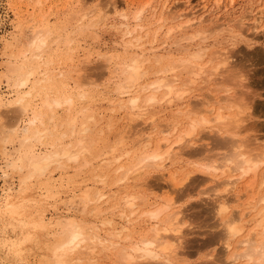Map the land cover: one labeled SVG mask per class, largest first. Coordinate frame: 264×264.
<instances>
[{"label":"bare ground","instance_id":"6f19581e","mask_svg":"<svg viewBox=\"0 0 264 264\" xmlns=\"http://www.w3.org/2000/svg\"><path fill=\"white\" fill-rule=\"evenodd\" d=\"M11 1L15 31L12 39L0 38V115L8 108L13 119L5 128L0 122V151L6 155L0 164V178L6 180L0 189V244L7 251L0 255L2 264L7 260L24 262L35 248L49 252L45 264H102L110 260L114 264H186L181 249L188 225L180 200L194 169H187L191 162L181 166L183 169L171 167L188 155L202 156L193 163L202 166L198 169L204 172V179L214 182L208 189L212 192L203 193L213 198V214L221 227L216 238L227 264H264V140L245 133L253 127L249 123L252 107L234 87L243 84L245 77L230 74L234 53L213 52L206 58V48L192 44L196 37L205 41L224 26L208 25L187 35L181 33L197 19L198 8L191 0L183 1L188 6L187 15L176 13L165 0L154 25L129 29L122 22L126 25L120 38L122 52L116 48L100 55L108 80H115L112 95L106 99L108 109L122 112L127 119V125L111 137L113 116H105L106 127L104 122L100 126L102 110L98 113L94 106L100 96L98 87L84 70L92 53L83 56L84 49L79 48V37L97 27L105 12L95 11V7L80 9L78 5L84 0H75L76 4L65 0V5L73 7L61 8L65 17L60 15L51 23L52 8L40 16L33 10L38 7L42 12L48 0H29L31 12L29 8L21 11L23 0L16 5ZM150 2L136 11L135 19H142ZM202 2L200 8L208 10L207 1ZM118 8L114 2L111 9ZM221 8V0H217L210 11ZM121 16L127 19L126 14ZM188 16L193 17L181 20L178 26H167V19ZM23 23L28 25L22 29ZM151 27L152 34L141 33ZM226 27L230 31L227 41L233 47L245 40L241 31ZM48 31L51 36L41 39L39 34ZM29 41L36 51L34 56L27 51ZM159 41L161 44L155 45ZM164 44L170 47L166 49ZM198 87L215 93L208 92L192 105L186 97ZM173 105L177 109L160 124L159 118ZM157 126L166 135L154 139L147 131ZM219 136L217 144L222 152L215 149L217 153L211 158L208 144L198 142ZM8 145L10 153L6 152ZM71 168L77 175L81 170L90 171L93 184L74 195L71 209L80 216H66L60 229L48 237L45 216L52 200L60 195L55 181ZM154 170L163 171L160 175L171 194L155 195L151 201V194L142 188L149 186L145 175ZM13 173H19L17 183L10 180ZM240 185L243 188L238 191ZM232 190L231 197L227 196ZM115 217L123 223L118 225ZM10 232L16 237L9 236Z\"/></svg>","mask_w":264,"mask_h":264},{"label":"rangeland","instance_id":"374dc122","mask_svg":"<svg viewBox=\"0 0 264 264\" xmlns=\"http://www.w3.org/2000/svg\"><path fill=\"white\" fill-rule=\"evenodd\" d=\"M150 5L146 9L145 14L143 15L142 19L137 20L134 18L135 13L138 9L142 8L147 0H84L82 6L78 5L80 8H92L95 7V11H104L105 12V19L94 28H91L88 32L83 33V36L81 37L80 34L77 35L79 37V42L81 46L79 48L84 49V51L81 52L83 56L85 54L92 53L91 61L85 62V74H88L89 78L91 77L92 83L95 85L97 84L96 92L99 93V97L97 99L95 109H97L98 113L102 115V118H100L102 121L100 123V126L103 127L106 121L108 119L106 118L110 114L113 116V121L115 126L111 129L109 128L110 136L113 137V133L116 132V129L118 128H124L127 125V119L123 116V113L120 111H111L109 101L107 102L106 99L111 97L113 92V88L115 86V80L110 81L108 80V71L104 67V61L100 55L106 54L109 51L118 50L120 53L122 52V46L120 44L123 32L126 30V25L122 24V22H125L129 25V29H132L134 27H138L139 25H146L150 26L149 23H152L154 25L155 19L158 17L159 9L161 8V5H163V2L165 0H150ZM184 0H169V4L171 7H174V11L176 13H185L187 15L188 13V6L187 3L183 2ZM192 4L197 6L198 11L196 12V17L198 20H205V22L199 24L196 23L197 19L195 20L194 24L190 28H185L182 30L181 33L184 34H190L191 32H194L198 29L203 28V26L208 25L212 27L213 25L220 24L221 26H224L226 29L228 27H232L233 31L240 32L246 36L245 40H240L242 42H238L235 47H233L228 42V36L230 34V31H227L222 27L219 31L213 32L208 39L205 41L200 39L199 37H196L192 44L197 45L201 44L203 47L206 48V58H208L213 52L217 53H226L227 51L234 53V66L231 70V75H237L241 77L243 80L241 81L243 84L240 86H234L236 84L232 81L231 85L235 87V90L238 91V93L243 92L245 99L250 103L251 105V113L252 117L250 118V125L253 124V127L248 130L245 133H248L249 135L257 134L262 137L264 140V10L261 9L264 8V0H221V10L218 12L211 13L210 9L213 10V6L215 5V2L217 0H204L205 3L207 1L208 10L205 8H200L201 5L204 3L203 0H191ZM13 5H16V2H19L18 0H12ZM77 1L72 0L71 3L76 4ZM114 2H117L119 4V8L117 10H113L112 5ZM33 3V2H32ZM62 3H64V8L61 7ZM46 5L43 6L42 12L37 11L38 7L36 9H33L31 6V2L29 0H23L21 2V11H26V8H29L30 12L32 9L35 11V16H40L41 14H44L45 11L48 12L50 8L51 14L49 15L48 19L51 21V23H54L59 20L60 15H62V10L65 9V6H72L65 5V0H48ZM225 5H228V7L225 8ZM73 7V6H72ZM78 7L76 9H78ZM80 8V9H81ZM82 8V9H83ZM225 8V9H224ZM24 9V10H23ZM224 9V10H223ZM79 10V9H78ZM61 11V12H60ZM74 11V10H73ZM72 11V12H73ZM156 11L157 14L153 15V12ZM230 11V12H229ZM68 13H71L68 12ZM126 14L127 19H123L121 14ZM59 16V17H58ZM262 16V19L260 21H255L256 19H259ZM58 17V19H57ZM193 16H188L187 18H178L176 20L173 19H167V26L174 27L178 26L179 23H181V20L186 21L189 18ZM212 17V18H210ZM203 18V19H202ZM212 20H210V19ZM241 20V21H240ZM239 21V23L237 22ZM17 22L14 16L13 8L11 7L9 0H0V38L2 37H8V39L11 38V33H14L15 26ZM227 24V25H226ZM241 24V25H240ZM19 25V24H18ZM28 23L21 24V28H25ZM157 26V25H156ZM153 33V27L144 29L141 33ZM139 32V29L137 30V33ZM88 33V34H87ZM165 33V32H164ZM164 33L162 36H164ZM17 34V33H16ZM98 36L97 39H95V35ZM90 35V36H89ZM179 35V34H178ZM227 37V38H226ZM162 38V37H161ZM165 38V37H163ZM249 39H253L250 40ZM163 40V39H161ZM119 42V44H118ZM155 44V45H160ZM169 44V43H168ZM164 44L165 48L170 47V45ZM117 45V46H116ZM163 46V45H161ZM1 47V43H0ZM115 47V48H114ZM162 48V47H161ZM167 49V48H166ZM2 57H0V62L3 63ZM79 63V62H76ZM1 64V63H0ZM235 71V72H234ZM101 74H104V77H102ZM86 76V75H85ZM86 76V77H87ZM233 78V76H230ZM240 78V80H241ZM97 81V82H96ZM231 81V80H230ZM236 81V80H235ZM96 82V83H95ZM238 85V83H237ZM89 86V85H88ZM92 89L95 88L92 84H90ZM90 86L88 88H90ZM218 87V86H217ZM217 87H215V91L217 92ZM199 88V87H198ZM196 88L194 91L188 93L186 100L189 101L191 104L196 103L197 101L201 100L208 94L209 91H207L206 87L203 88ZM6 87H4V90ZM98 89H101L98 91ZM102 91V93H100ZM211 93V94H210ZM215 93V92H214ZM212 91L209 92L210 95L214 94ZM102 95V96H101ZM104 95V96H103ZM107 102V103H106ZM192 104V105H193ZM109 106V107H108ZM109 108V109H108ZM177 109L176 105L171 106L169 109H166L165 114H162V116L159 118L160 124H165L168 121V118L171 110ZM8 108L3 109V113L0 115V122L4 124V128L8 125H12L11 121L13 122V119H11V109L9 111ZM102 110V111H100ZM100 111V112H99ZM106 116V117H105ZM104 122V124L102 123ZM141 122V121H140ZM107 123V122H106ZM135 124L139 123V121H135ZM184 126V122L182 127ZM106 127V124L104 128ZM9 128V127H8ZM162 129L161 126H157L155 129H148V134L152 136L154 139H158L166 134L161 133L160 130ZM107 130V129H105ZM260 131V132H259ZM92 136L94 137V130L92 131ZM177 133V132H176ZM106 134V133H105ZM104 135V133L102 134ZM175 137V136H174ZM174 137H172L174 139ZM222 136H219L214 140L209 141H201L198 142L201 144H208V147L211 148V151L209 153V156L211 158L215 157V153L221 151V147L218 143V140ZM214 142V143H213ZM97 145V143H95ZM101 145V144H99ZM198 147V146H197ZM213 149V151H212ZM217 149V150H215ZM12 150L11 145L7 146L6 152L10 153ZM222 152V151H221ZM192 156V157H191ZM199 156V157H198ZM6 155L3 154L0 151V164H3L5 162ZM202 158L201 155H188L183 157L182 163H179L178 165L171 167V170H176L177 168H182L181 166L187 165L191 162V165L187 169H194L193 173L191 174L190 178L187 180V184L185 188L187 189L186 194L183 195L182 199L180 200V204L183 207L184 211V220L187 222V227L185 228L184 232L187 233V235L184 238V249L183 250V257L185 258L186 264H227V256L225 253H223V248L220 243L217 242L216 236H218L219 232L221 231V227L219 226L218 217L215 216L214 213V206H213V198H210L206 196L203 192L207 191L211 186L214 185V182L212 180L204 179L205 174L202 170L198 168H202L200 164H194L193 162H197ZM210 158V159H211ZM189 161V162H188ZM185 164H184V163ZM176 168V169H174ZM185 168V167H184ZM183 169V168H182ZM160 170H154L149 171L145 176L146 180L149 183V186L142 188V191H144L147 195L149 193L151 194V201L155 200V195H168L171 194V190L166 186V179H163L160 175ZM56 178L58 177V173H56ZM169 174H167L165 177H168ZM12 181L18 182L19 173H13L12 174ZM93 176L90 171L88 170H81V173L77 175L73 168L64 171V174L61 176V178L58 181H55L57 185L56 191L60 194L56 200H52V206L50 205V210L46 213V220L49 224V227L46 230V236L51 237L53 233L57 232L60 229V225L65 220L66 216H73L72 214L76 215L77 217L80 216L79 212L75 211L73 208L71 209V204L75 201V194H79L80 191H78L81 188L86 189L87 186H91L93 184ZM9 180V181H10ZM169 180V179H167ZM4 181H6L3 178H0V189L3 186ZM77 186V187H76ZM99 186H101L99 184ZM76 187V188H75ZM94 187V186H92ZM161 187L163 189H161ZM239 190H242V186H239ZM221 188V187H220ZM94 191V189H92ZM209 191V190H208ZM232 190L227 194V196L233 194ZM77 192V193H76ZM212 192V191H209ZM231 193V194H230ZM230 200V199H229ZM117 216V215H116ZM186 218V219H185ZM116 223L120 225L123 223L121 221L120 217H115ZM121 221V223H120ZM147 227V225H144L143 227ZM145 227V228H146ZM2 233L0 232V241ZM7 235V234H6ZM9 236L16 237V234L13 232H10ZM216 238V239H215ZM214 239V240H212ZM5 248L0 244V255L4 256L6 254ZM212 254V257H208L207 254ZM49 259V252L46 249H38L35 248L31 253L27 255L26 261L24 262H14L7 260L5 261V264H45ZM106 261V260H105ZM114 262V260H113ZM115 263V262H114ZM112 261H106L102 262V264H114ZM0 264H2V261H0Z\"/></svg>","mask_w":264,"mask_h":264},{"label":"clouds","instance_id":"9594fccd","mask_svg":"<svg viewBox=\"0 0 264 264\" xmlns=\"http://www.w3.org/2000/svg\"><path fill=\"white\" fill-rule=\"evenodd\" d=\"M39 36H40L41 39H44L46 36L50 37L51 33H50V31H48V32H45V33H40ZM27 51H28L29 55H32V56L36 55V51L33 48L32 41H29V44L27 45Z\"/></svg>","mask_w":264,"mask_h":264}]
</instances>
